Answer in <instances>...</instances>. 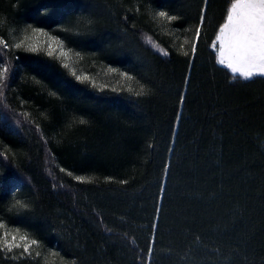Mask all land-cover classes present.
I'll use <instances>...</instances> for the list:
<instances>
[{
	"label": "trees",
	"instance_id": "trees-1",
	"mask_svg": "<svg viewBox=\"0 0 264 264\" xmlns=\"http://www.w3.org/2000/svg\"><path fill=\"white\" fill-rule=\"evenodd\" d=\"M229 4L209 0L192 56L203 0H0V218L39 241L0 264H264V78L217 62ZM29 24L96 87L25 51Z\"/></svg>",
	"mask_w": 264,
	"mask_h": 264
},
{
	"label": "snow or ice",
	"instance_id": "snow-or-ice-1",
	"mask_svg": "<svg viewBox=\"0 0 264 264\" xmlns=\"http://www.w3.org/2000/svg\"><path fill=\"white\" fill-rule=\"evenodd\" d=\"M209 0H203L204 7L201 8L199 22L195 26L194 35L191 40V55L195 56L197 51V44L201 39L203 28L205 24V13L207 11V5ZM164 18L168 22L178 20L179 17L175 15H169L167 11H157L154 14V19ZM28 28L33 33H39L44 36H49L43 28H33L31 24ZM25 40L17 43L15 47L17 49L25 46ZM187 42V41H186ZM47 47L43 51L49 57L53 56L58 48L61 49L60 55L65 57L67 54L62 50L63 41L58 40L57 37H50V42L45 41ZM0 46L8 48L9 45L6 41L0 39ZM210 47L215 51L217 56V62L224 65L232 73V78L235 80L237 77L249 81L256 77L264 78V0H230V4L226 10V14L223 18V22L218 26V31L215 34V38L211 41ZM42 50L41 44L28 43L25 47V51L39 53ZM163 55H168L167 51L161 50ZM188 51H183V55L188 56ZM79 55V53H77ZM62 66L66 69L69 68V64L62 61ZM9 69L7 67L0 68V87L3 86L2 82L6 78ZM110 71H118V69H110ZM70 74L81 83L90 82L93 87H96L94 81H89L86 76L77 75L74 69H70ZM121 76L127 78L129 81L135 80V77L130 76L128 72L120 73ZM139 84V81H137ZM116 91L115 88L112 89ZM129 92L136 96L147 95L148 89L145 85L140 84L139 90H134L129 87ZM184 97L181 96L180 103L183 104ZM81 123L85 121L81 120ZM63 171V169H62ZM69 176L71 172L67 173ZM76 179L80 182H90L87 177L77 176ZM126 183V181H121ZM13 209L18 210H31L30 204L16 200L11 206ZM19 215V211L17 212ZM21 229L19 227L10 228L9 225L0 218V252L5 254L13 253L12 258L15 257L14 250L19 249V256L23 257L25 254L28 256L33 255V246L39 244L36 239H30L27 232L20 234ZM53 255H59V253H52ZM41 253L35 252V256L39 257ZM148 255L151 256V249H149ZM72 264V262H67Z\"/></svg>",
	"mask_w": 264,
	"mask_h": 264
},
{
	"label": "rangeland",
	"instance_id": "rangeland-1",
	"mask_svg": "<svg viewBox=\"0 0 264 264\" xmlns=\"http://www.w3.org/2000/svg\"><path fill=\"white\" fill-rule=\"evenodd\" d=\"M50 37H56L55 35H49V36H44L42 34H39L38 38H36L35 40L41 44V47L46 48L47 44L45 43V41H49L50 42ZM58 40H62L61 38L57 37ZM63 41V40H62ZM64 42V41H63ZM62 50L67 54L65 57H62L60 55L61 49L58 48L57 51L54 53V55H56L61 61L66 62L69 64V68L70 69H74L77 73V75H83L86 76L88 79L90 80H94L96 78V76L92 73H90L87 69H85L84 67H78L77 65H75V56L73 51H71L69 48L66 47V44L63 43L62 45ZM80 63H84L80 60ZM37 246V245H36ZM36 246H33V252L36 248ZM19 252L20 250H14L15 256H19ZM13 255V253H8ZM24 256H28L27 254H25Z\"/></svg>",
	"mask_w": 264,
	"mask_h": 264
}]
</instances>
